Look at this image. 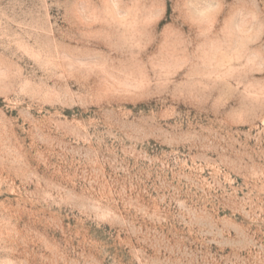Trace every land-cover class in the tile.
Returning <instances> with one entry per match:
<instances>
[{
    "label": "rangeland",
    "instance_id": "1",
    "mask_svg": "<svg viewBox=\"0 0 264 264\" xmlns=\"http://www.w3.org/2000/svg\"><path fill=\"white\" fill-rule=\"evenodd\" d=\"M0 264H264V0H0Z\"/></svg>",
    "mask_w": 264,
    "mask_h": 264
}]
</instances>
